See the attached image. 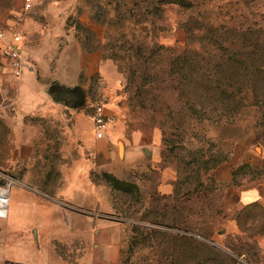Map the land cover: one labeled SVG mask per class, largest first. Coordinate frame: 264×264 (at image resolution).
<instances>
[{"label":"rangeland","instance_id":"374dc122","mask_svg":"<svg viewBox=\"0 0 264 264\" xmlns=\"http://www.w3.org/2000/svg\"><path fill=\"white\" fill-rule=\"evenodd\" d=\"M33 1L34 8L26 12L23 0H0V28L21 31L29 60L36 57L38 67L50 75L39 77L38 103L47 112L31 113L22 102L18 109L20 82L0 55L1 217L17 193L31 196L28 188L57 199L64 196L73 210L95 216L96 233L86 224L84 236L66 232L50 238L45 248L54 249L63 264H110L105 254L109 249L116 251L117 264H185L171 256L175 246L168 233L214 247L208 255L198 253L190 264H264L250 242L251 230L244 236L226 233L229 220L239 219L242 190L257 189L264 196L263 110L248 106L234 120H202L178 95L176 75L166 76L167 58L185 48L188 25L197 30L192 39L196 45L206 36L226 43L245 38L264 42V0H184L163 6L157 19L146 11L150 0ZM57 2L63 6L49 8ZM97 12L104 23L95 19ZM45 27L52 38L43 40ZM208 27L211 34L198 30ZM164 48L171 50L165 53ZM93 52L98 54L95 73L88 78L81 66ZM53 82L84 88V96L68 101L84 103L81 125L80 108L49 95L60 100ZM97 104L110 105L121 117L117 124L122 133L116 129L112 139L100 140L106 149H98L89 117ZM155 139L160 143L158 163L142 151L126 162L133 143L148 149ZM25 143L34 144L36 151ZM39 155L49 171L30 176L33 187L27 182L29 158ZM167 171L174 176L168 180L174 186L170 194L160 190ZM87 177L96 191L90 185L80 194L71 189L73 181L89 184ZM22 237L25 242L33 239L30 234Z\"/></svg>","mask_w":264,"mask_h":264},{"label":"crops","instance_id":"0c3cea01","mask_svg":"<svg viewBox=\"0 0 264 264\" xmlns=\"http://www.w3.org/2000/svg\"><path fill=\"white\" fill-rule=\"evenodd\" d=\"M61 4V5H60ZM56 5V6H55ZM53 6V5H51ZM63 6L62 2H57L54 4V7L49 8H60ZM43 35L42 39H46L47 37L52 38L50 35H47L48 29L47 27L41 28ZM25 37V36H24ZM25 40V39H24ZM25 44V42H24ZM24 59L25 65L23 68V73L18 80L19 83V102L18 109L22 108V104L24 106V110H28L31 113H36L39 110H43V112H47L48 107L44 105H39L38 103V91L39 86L41 85L39 77L42 79H50V75L46 72L45 69L38 67L37 63L33 60L36 57L32 56V59L29 60L28 55L25 53L24 45ZM28 57V58H27ZM98 54L96 52L88 53L87 57L82 62V70L86 77H91L95 73L96 61H97ZM40 68V69H39ZM9 71L12 73V69L10 68ZM55 85L61 86V88L65 89L68 92H71V96L67 97L66 100H59L57 101L54 95L50 92V96L56 102H61L66 104L69 107H75L73 109L80 110L85 106L83 102L79 104L68 103L71 99L75 97H82L85 94V90L83 87H72L69 85H64L58 82L52 83V89ZM25 98V99H24ZM24 99V102L22 101ZM22 102V104H21ZM105 105V110L109 113H115L110 105ZM95 107V106H94ZM93 107V108H94ZM92 108V109H93ZM84 110H81L78 113L77 123L84 121L82 118V113ZM94 109L92 114L89 117L93 116ZM93 124V121H92ZM116 125V126H115ZM82 127V126H81ZM122 133V129H119V125L116 123L109 127L108 131L106 132L105 138L112 139L114 131ZM94 132V128H93ZM95 134V132H94ZM19 138V137H18ZM102 139H98L97 146L98 149H106V144L104 141H100ZM134 142V141H133ZM19 143V142H18ZM21 147V144H18ZM18 146V147H19ZM29 149V151L35 150L37 147L32 143H25L22 145ZM19 147V149H20ZM36 151V150H35ZM146 153L148 157H151L154 163L159 162L160 157V143L158 139H155L153 144L149 145L148 149L146 147L141 148V143H133V145L127 149L126 151V162L129 163L130 160H133L134 157L140 155V152ZM33 157H30L29 161V177L27 176V182L32 183L31 186L35 187L33 182L30 179V176L33 177L35 175L45 174V172L49 171L46 166L45 160L43 161L42 156H37L34 161H32ZM130 164V163H129ZM128 165V164H127ZM88 176L90 171H86ZM173 172V171H172ZM171 171H167L164 173V180L160 186V190L165 193H173L174 186L168 182L169 178H173V173ZM87 181L89 184L85 183L83 185L80 184L79 181H73L74 185L71 186V189L77 190L78 194L84 193L87 190V187L91 189H96V184H91V180L87 177ZM25 192L29 193L31 196L25 197L19 195L14 196L12 198V203L10 204V208L5 216L1 217L0 213V264H63L61 258L57 256L54 249L45 248L48 246L49 240L55 238H61V235L69 232L71 234H77L80 236H84L87 234L86 224L90 227L91 230H94L96 233L99 231V227L95 224L97 221L96 217L93 215L85 216L83 214L78 213L77 211L73 210L71 206L65 204L64 196L60 198H55L53 196L45 195L42 191L34 190L28 188ZM37 189V188H36ZM96 191V190H95ZM20 192V191H19ZM42 192V193H41ZM95 197L97 194H94ZM18 197V199H17ZM69 199V198H68ZM67 199V200H68ZM69 202H73L69 200ZM78 204V203H75ZM67 205V206H66ZM237 210L238 214L251 215L253 222L251 231L253 236L250 238V242L256 246L257 250L260 254L264 257V231H260L259 225L264 222V218L262 216V212H264V196L257 190V189H246L242 190L239 195V201L237 202ZM8 219H4L7 218ZM13 216V219L11 218ZM1 218L2 226H1ZM52 222H49L51 221ZM81 222V225L78 224ZM251 222L247 224V228L243 229L240 225L239 219L232 218L229 220V224L226 229L227 234H237L244 236V234L250 231L249 226ZM49 223V224H48ZM48 224V225H47ZM95 227V228H94ZM89 229V228H88ZM247 229V230H246ZM257 229V232H256ZM9 230L11 233L9 234ZM32 235L33 239L29 242L24 241V237L26 235ZM9 235L13 236L11 240ZM17 236V237H16ZM51 238V239H50ZM1 248L3 249L4 253L1 254ZM106 259L109 260L110 264H117V253L114 249H109L105 251Z\"/></svg>","mask_w":264,"mask_h":264},{"label":"trees","instance_id":"16d2710c","mask_svg":"<svg viewBox=\"0 0 264 264\" xmlns=\"http://www.w3.org/2000/svg\"><path fill=\"white\" fill-rule=\"evenodd\" d=\"M181 2L184 0H150L146 11L152 18H161L163 6ZM104 13L107 11L100 14ZM117 13L120 18L125 16L120 6ZM96 14L95 19L104 23L105 17L102 22L101 15L98 17L99 13ZM198 30L207 34L213 32L210 27ZM185 31L187 33L185 48L182 53L167 58L166 76L169 78L176 75L174 79L181 84L178 95L185 101L192 114L202 120L210 118L218 121L223 118L234 120L242 109L248 106H258L264 114V42L245 38L244 41L226 43L206 36L203 42L196 45L192 39L196 37L197 30L188 25ZM170 50L164 48L163 52L167 53ZM218 164H214L213 167ZM112 180L118 183L116 178ZM261 217L264 218V212ZM238 218L243 229L247 228L248 222L249 224L251 222L249 220H252L251 215L247 213L243 216L239 214ZM252 225L253 222L249 226L250 230ZM259 229L264 231L262 224L259 225ZM168 234L172 238V245L175 246L171 248V256L176 260L184 259L185 264H190L196 259L198 253L208 255L215 250L214 247L210 249L205 243L186 234ZM230 249L237 253L233 248ZM206 263L213 264L208 260Z\"/></svg>","mask_w":264,"mask_h":264},{"label":"built area","instance_id":"2783aa9c","mask_svg":"<svg viewBox=\"0 0 264 264\" xmlns=\"http://www.w3.org/2000/svg\"><path fill=\"white\" fill-rule=\"evenodd\" d=\"M34 8L33 0H23L22 9L26 12ZM24 35L21 31L10 28H0V55L5 58L12 69L13 76L20 80L25 65ZM92 116L93 128L97 139L105 137L109 127L121 120L117 113H109L104 104L95 105Z\"/></svg>","mask_w":264,"mask_h":264},{"label":"flooded vegetation","instance_id":"af4514ba","mask_svg":"<svg viewBox=\"0 0 264 264\" xmlns=\"http://www.w3.org/2000/svg\"><path fill=\"white\" fill-rule=\"evenodd\" d=\"M53 91L58 93V96L61 100H66L67 97L71 96V92L66 91L65 89L61 88L59 85H55L53 87Z\"/></svg>","mask_w":264,"mask_h":264},{"label":"bare ground","instance_id":"6f19581e","mask_svg":"<svg viewBox=\"0 0 264 264\" xmlns=\"http://www.w3.org/2000/svg\"><path fill=\"white\" fill-rule=\"evenodd\" d=\"M121 150H122V145H121Z\"/></svg>","mask_w":264,"mask_h":264},{"label":"water","instance_id":"95a60500","mask_svg":"<svg viewBox=\"0 0 264 264\" xmlns=\"http://www.w3.org/2000/svg\"><path fill=\"white\" fill-rule=\"evenodd\" d=\"M63 102V101H62ZM122 145V144H121ZM121 145H120V148H121Z\"/></svg>","mask_w":264,"mask_h":264}]
</instances>
